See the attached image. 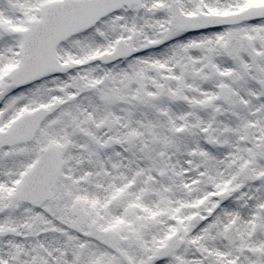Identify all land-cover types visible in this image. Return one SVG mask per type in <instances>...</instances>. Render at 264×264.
I'll list each match as a JSON object with an SVG mask.
<instances>
[{
  "label": "snow or ice",
  "instance_id": "1",
  "mask_svg": "<svg viewBox=\"0 0 264 264\" xmlns=\"http://www.w3.org/2000/svg\"><path fill=\"white\" fill-rule=\"evenodd\" d=\"M0 264H264V0H0Z\"/></svg>",
  "mask_w": 264,
  "mask_h": 264
}]
</instances>
